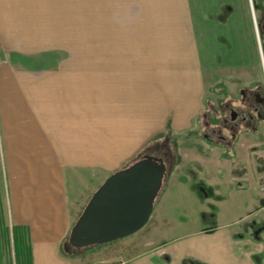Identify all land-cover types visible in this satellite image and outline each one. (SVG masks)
<instances>
[{
  "label": "crops",
  "instance_id": "crops-1",
  "mask_svg": "<svg viewBox=\"0 0 264 264\" xmlns=\"http://www.w3.org/2000/svg\"><path fill=\"white\" fill-rule=\"evenodd\" d=\"M222 1L229 3V15L215 25L216 20L207 15L219 13L215 11L218 6L200 2L201 18H208L202 21L205 24L200 31V46L203 40L208 43L203 51L194 28V7L186 0L194 48L192 53L186 50L185 64L181 65L184 69L178 70V65L176 70L166 72V80L165 73L145 74L144 69L130 72L127 64L123 69L111 67L104 74L95 68L93 76H85L71 62L34 69L0 59V214L7 229L6 245L14 256L12 230L22 232L19 236L25 241L20 250L21 263L29 255L30 264H264V249L259 248L262 255L257 249L264 240V203L259 209L254 186L233 187L223 201L217 202L211 196L217 185H190V181L174 179L176 169L181 168L172 144L176 134L192 130L191 121L201 112L208 121L212 119L204 110L209 100L200 94L204 76L213 68L241 69L257 62L252 39L249 45L244 35L240 37L244 22L239 20V0ZM257 2L264 7V0ZM17 6L18 0H0V43L6 49L26 52L22 45L28 38L23 30L20 32L23 25L19 29L16 24L14 29L12 24V9ZM221 34L233 40L234 46L224 52L222 60L218 52H209V61V41ZM117 80H122L127 91L114 89ZM134 81L136 88L129 90ZM155 81L165 86L156 94L153 89L150 96L149 85ZM100 84H105L103 91ZM81 86L95 90L81 96ZM206 89L209 91V86ZM257 118L241 124L227 151L218 142H207L212 150H219L218 172L233 174L237 137L241 129L257 136ZM194 132L198 137L200 130ZM162 143H166L173 160L147 223L127 237L66 251L70 229L97 187L147 147ZM196 163L195 168L202 164ZM202 187L208 190L203 197ZM172 194L174 199H170ZM166 201L187 207L191 215L176 218L170 212L175 209L168 210ZM235 201L240 211L231 216L229 210ZM206 204L217 208L214 218H202V213L212 212ZM246 217L254 222L243 224ZM189 219L193 223L186 228ZM162 240L167 242L161 245Z\"/></svg>",
  "mask_w": 264,
  "mask_h": 264
},
{
  "label": "rangeland",
  "instance_id": "rangeland-1",
  "mask_svg": "<svg viewBox=\"0 0 264 264\" xmlns=\"http://www.w3.org/2000/svg\"><path fill=\"white\" fill-rule=\"evenodd\" d=\"M251 2L252 5L249 4V0H239L238 2L239 20L244 22V33L240 30V37L244 35L249 40V45L250 40L255 39L257 62L251 66H241V69L233 67L210 69L204 76L200 94L205 95L206 100H209L208 108L204 103V110L207 109L211 113L212 119L208 121L203 117L204 112H201L197 120L194 117L191 121L190 129L192 130L190 131L192 133L189 131L185 134H176L172 144L177 150V164L181 166L176 169L174 175V179H177L178 182L190 181L188 183L190 185L198 182L206 186L207 183L217 185L216 192L213 193L211 190L212 199L217 202L223 201L233 187L246 189L254 186L256 202L260 209L264 203V199H260L261 195H264V118H257L255 112L252 111L251 107L255 105L253 97L247 94L245 100L247 101L246 105L250 106L249 110L252 112L253 118H257V126L254 125V129L256 128L255 132L259 134L256 136L254 132L241 129V135L237 137L238 140L235 144L236 158L231 163L233 174L229 175L227 171L222 174L218 172L219 150L216 148L212 150L208 146V141H204L202 137L203 126L206 122H210L211 126H217L218 123L217 104L224 99L215 92L218 91L219 85L223 84L226 88V100L240 108H242V103L239 102V97L244 91L249 93L264 89V27L260 22V17L264 15V12L260 13L256 9L254 10L253 0ZM256 4L259 5L258 2ZM212 6L214 8L216 5ZM193 7L194 15H196L194 28L197 33V42L200 49L203 47L204 51V40L200 46L202 21L206 19L207 22L208 18H212L216 20L213 24L215 25L218 20L224 19V15H229L230 10L226 6H222L221 10L217 7L215 11L219 13L207 15L208 18L205 16L202 20L200 0L193 4ZM196 9L198 10L197 14ZM12 12L13 28L16 29L17 24L19 29L22 25L25 29L21 28L20 32L23 30L28 38L25 45H22L26 52L6 49L0 43V59L1 62L25 66V68H43L46 65L59 64V62H71L81 68L82 75L93 76L95 68L102 70L101 72L104 74L111 67L123 69L127 64L130 72L131 70L144 69L145 74L161 73L163 75L165 73L166 80L169 76L166 72L171 69L176 70L178 65V70L184 69V66L181 67V65L185 64L186 50L192 53L194 48V41L190 40L192 29L186 0H18V6L12 9ZM236 31L239 32L237 27ZM227 35L229 36L230 33ZM226 39L223 34L211 37L208 50L209 61H211L209 52L214 54L218 52L220 59H223L222 49L224 48H220L219 45L222 42L225 43ZM251 47L253 51L252 44ZM133 74L136 75L137 72ZM82 77L84 78V76ZM121 83L122 80L114 81V89L117 92L127 91V88H124ZM135 83V81L130 82L129 90L133 87L136 88ZM250 83L253 85L249 86ZM104 86L105 84H100L101 91ZM164 86L161 81L159 83L151 82L149 85V88H152L149 91L150 96L153 89L156 94L161 92ZM208 86L209 91L206 89ZM94 90L95 87L86 90L81 86L80 94L87 97ZM147 94L148 91H146ZM101 111L103 113L104 110L98 109V113ZM193 129L200 130L198 137ZM212 137L216 144L217 138ZM142 153H139L138 157ZM198 161L202 164L195 168L194 164H198L196 163ZM170 199H174L173 194ZM167 202L165 205L168 210L175 209L170 212H173L176 218L190 214L187 207ZM205 206L212 208L214 212L217 209L212 204ZM237 211H240V205L235 201L229 214L233 216ZM188 221L190 222L187 223L186 228L193 223L191 219ZM247 222H254V220L251 217H246L242 221L243 224ZM163 242L167 241L162 240L160 244H165ZM259 248L264 249V240L259 242L257 248L262 255ZM0 252V264H15L13 251L6 244L3 249L0 248Z\"/></svg>",
  "mask_w": 264,
  "mask_h": 264
},
{
  "label": "water",
  "instance_id": "water-1",
  "mask_svg": "<svg viewBox=\"0 0 264 264\" xmlns=\"http://www.w3.org/2000/svg\"><path fill=\"white\" fill-rule=\"evenodd\" d=\"M168 172L162 158L143 155L111 173L73 223L64 249H85L137 232L150 218Z\"/></svg>",
  "mask_w": 264,
  "mask_h": 264
},
{
  "label": "flooded vegetation",
  "instance_id": "flooded-vegetation-1",
  "mask_svg": "<svg viewBox=\"0 0 264 264\" xmlns=\"http://www.w3.org/2000/svg\"><path fill=\"white\" fill-rule=\"evenodd\" d=\"M198 0H189L190 4L193 5ZM200 2L204 6L216 5L215 7L220 6H230L229 3H224L222 0H200ZM260 6V5H259ZM260 22L262 27H264V15H261ZM262 32V31H261ZM226 89V88H225ZM253 97L255 101V105L252 108V111L255 112L257 117H264V89H258V91H250L249 93L243 92L241 97H239V102L241 101V107L237 105L231 104L228 100H226V90L225 93L220 96L223 97V101L217 104L219 118L217 120V126H211L210 122H206L203 126L202 137L206 141L213 142L214 139L212 136L217 138V142L220 146L225 149H231L236 138V133L241 126V124H249L253 119L252 112L249 110L250 106L246 105L245 96ZM143 155H152L156 157H160L166 164L167 172H170V162L173 160V156L170 151L167 149L166 143L156 144L148 149H146L141 156Z\"/></svg>",
  "mask_w": 264,
  "mask_h": 264
},
{
  "label": "trees",
  "instance_id": "trees-1",
  "mask_svg": "<svg viewBox=\"0 0 264 264\" xmlns=\"http://www.w3.org/2000/svg\"><path fill=\"white\" fill-rule=\"evenodd\" d=\"M257 1H259V0H253L254 10L256 9V11H258L260 13L264 12V7H261L259 5L257 6V4H256ZM227 8L230 9L229 7H227ZM223 17L225 18L226 16L224 15ZM254 41L255 40L252 39L251 43L254 44ZM204 42H205V45H208V43H206V41H204ZM219 46H220V48H222V47L224 48V49H222V54L224 55V52H226L228 50H231L233 48L234 41L231 40V39H226L225 43L222 42ZM218 88H219V90H218V92L215 91L216 93H219V94H222V93L224 94L225 93L224 85L221 84V85L218 86ZM207 191L208 190H205L202 187L200 189V195L202 197L206 196ZM0 212H1V206H0ZM209 217H211V218L213 217L214 218V212L213 211L211 213H202V218H204V219L206 218L207 219ZM12 232H13V238H14V243H13L14 246L13 247H14V252H15V257H16V264H30L29 255H26L23 258V260H24V262L22 260L23 263H21V259L19 258L20 254H21V251H20L21 250V246H23L24 241H25L24 239L21 238V236H19V235H21L22 232L21 231L19 232L18 229H15V228L12 230ZM6 234H7V229L4 226L3 218H2V216L0 214V248H4V246H5L6 242H7L6 241Z\"/></svg>",
  "mask_w": 264,
  "mask_h": 264
}]
</instances>
